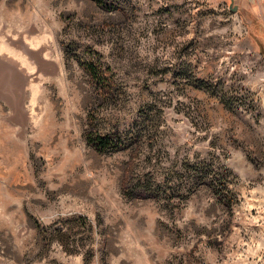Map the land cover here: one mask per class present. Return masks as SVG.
Returning a JSON list of instances; mask_svg holds the SVG:
<instances>
[{"label":"rangeland","instance_id":"obj_1","mask_svg":"<svg viewBox=\"0 0 264 264\" xmlns=\"http://www.w3.org/2000/svg\"><path fill=\"white\" fill-rule=\"evenodd\" d=\"M103 1L0 0V264H264V0Z\"/></svg>","mask_w":264,"mask_h":264},{"label":"trees","instance_id":"obj_2","mask_svg":"<svg viewBox=\"0 0 264 264\" xmlns=\"http://www.w3.org/2000/svg\"><path fill=\"white\" fill-rule=\"evenodd\" d=\"M93 1L103 9L110 8V6L103 0ZM82 66L85 72L89 75L91 82L95 85L96 90L100 94H106L112 91L114 83L112 82L109 68L104 69L102 66L94 64L93 62H85L82 64ZM89 118L90 130L86 133V139L88 144L93 147L95 151L104 154L108 152H117L125 148V145L119 141V139H114L116 133L98 134L96 131H94L93 121L91 120V117ZM134 152L136 151H133L132 153ZM131 165H133V163H131ZM129 182V179H123L121 190L124 195H129ZM135 196L147 198L151 195L137 193Z\"/></svg>","mask_w":264,"mask_h":264},{"label":"crops","instance_id":"obj_3","mask_svg":"<svg viewBox=\"0 0 264 264\" xmlns=\"http://www.w3.org/2000/svg\"><path fill=\"white\" fill-rule=\"evenodd\" d=\"M0 50H2L0 48ZM7 58V59H6ZM13 58V60H21L19 61L17 64L19 65L20 63L22 64V67H24L25 71L27 70V68L31 67V61L26 59L24 56L23 58H19L15 53H14V57L13 55H10V60ZM10 60L8 59V57H5V59H0V64H2L3 66H5V64H7L8 67H12ZM19 70V69H18ZM27 73V72H26ZM2 88L3 91L6 92H10V88L8 87V85L5 83V81H3L2 83ZM12 92H10L9 94L11 95V98L14 99L15 101L12 102L13 105L10 102H7V100L3 97H0V112H2V114L4 115L5 113V109L8 110L10 113L13 114V117L18 114L19 112H24L23 108H20V106H18V102L17 100H19L16 96L11 94ZM20 104V103H19ZM3 110V111H1ZM4 112V113H3ZM0 124H6V120L3 118V116L0 115ZM5 128V127H4ZM15 129H8L5 128V131L0 130V144L3 142L2 137H9V136H13L14 135V131Z\"/></svg>","mask_w":264,"mask_h":264}]
</instances>
